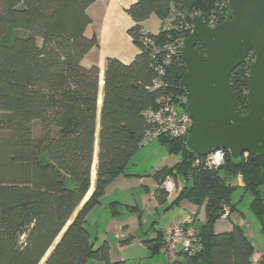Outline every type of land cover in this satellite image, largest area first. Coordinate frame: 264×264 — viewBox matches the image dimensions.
Segmentation results:
<instances>
[{"label":"trees","instance_id":"1","mask_svg":"<svg viewBox=\"0 0 264 264\" xmlns=\"http://www.w3.org/2000/svg\"><path fill=\"white\" fill-rule=\"evenodd\" d=\"M95 1L0 0V264H41L48 253L42 264H125L111 260L107 242L94 248L86 217L142 147L149 129L142 113L157 108L163 97L177 104L185 97L179 89L185 73L181 53L167 61L163 45L188 38L194 16L219 25L227 13V0H136L126 13L133 22L127 34L138 53L129 64L107 58L100 82L97 66L81 64L98 46L94 35H85L91 23L87 9ZM152 15L160 21L156 34L142 27ZM170 17V27H163ZM252 61L250 54L229 77L241 116L249 110ZM158 66L163 86L154 89ZM156 141L178 162L154 174L155 194L168 198L164 180L177 184L180 179L185 183L180 190L175 186L179 193L172 204L204 207L198 227L193 221L180 224L194 227L200 247L191 254L179 251L173 264H254V247L240 226L215 233L213 225L224 209L229 217L236 211L233 182L240 178L264 240V156L245 153L234 164L224 152L222 166L206 169L204 158L187 152L185 139ZM117 205L109 206L114 216ZM164 232L148 244L152 255L162 252ZM256 264H264V258Z\"/></svg>","mask_w":264,"mask_h":264},{"label":"water","instance_id":"2","mask_svg":"<svg viewBox=\"0 0 264 264\" xmlns=\"http://www.w3.org/2000/svg\"><path fill=\"white\" fill-rule=\"evenodd\" d=\"M191 24L181 47L185 73L179 84L187 99L184 111L192 121L185 149L200 158L224 151L234 164L245 153L264 156V0H227L226 17L219 25L209 28L199 15ZM250 54L249 110L241 116L229 77Z\"/></svg>","mask_w":264,"mask_h":264},{"label":"rangeland","instance_id":"3","mask_svg":"<svg viewBox=\"0 0 264 264\" xmlns=\"http://www.w3.org/2000/svg\"><path fill=\"white\" fill-rule=\"evenodd\" d=\"M147 32L158 33L160 21L151 16L145 23ZM102 81V80H101ZM102 86V83L100 84ZM178 157L168 152L167 147L159 141L152 140L132 155L123 173L117 175L105 190L104 196L86 217L85 228L90 235L94 248L107 242L112 261H123L125 264H162L167 262L163 252L152 255L148 244L156 234L170 224H184L193 221L195 227L204 222V207H198L180 201L172 204L177 197L183 180H178L177 190L172 197L162 198L155 194L158 184L154 174L161 168L172 167ZM92 179L91 187L94 186ZM190 184V183H189ZM232 203L236 211L229 218H220L213 225L215 233L231 230L232 225L241 224L255 251L264 252V240L259 232V224L249 211L251 196L241 188V179L237 178ZM88 193L85 201L88 199ZM116 202L118 215L114 216L111 203ZM79 211V208L77 209ZM75 217V216H74ZM73 217V218H74ZM72 218V219H73ZM88 264H100L89 261Z\"/></svg>","mask_w":264,"mask_h":264},{"label":"built area","instance_id":"4","mask_svg":"<svg viewBox=\"0 0 264 264\" xmlns=\"http://www.w3.org/2000/svg\"><path fill=\"white\" fill-rule=\"evenodd\" d=\"M172 22V18H165L162 21L163 27L169 28ZM209 28H214L212 22L205 24ZM192 31V24H191ZM191 34V33H190ZM185 40V39H184ZM183 42L175 40L174 42L163 45L161 49L165 52L166 60L173 56H177L178 52L181 53V47ZM180 50V51H179ZM159 48L155 49V52H159ZM157 78L153 81V88H161L163 83L161 77L164 75V71L161 66L155 69ZM180 104L175 103L169 97H163L158 101V107L154 109H147L142 113L143 118L149 125L143 143L157 140L161 136H168L172 139H185L186 136L192 130V121L187 113L182 108V104L186 106L187 99L182 97ZM224 151H215L204 157V168L206 169H217L224 164L225 156ZM200 161L196 160L194 166H199ZM162 188L168 194L170 198L175 192L176 187L170 178H166L162 184ZM229 210L224 209L223 214L220 218H228ZM200 245L196 239V232L193 226L185 227L180 224L169 225L164 232V247L162 249L163 254L167 258L166 263L162 264H173V261L177 257L178 252H184L191 254L196 251Z\"/></svg>","mask_w":264,"mask_h":264},{"label":"crops","instance_id":"5","mask_svg":"<svg viewBox=\"0 0 264 264\" xmlns=\"http://www.w3.org/2000/svg\"><path fill=\"white\" fill-rule=\"evenodd\" d=\"M135 2L136 0H96L87 9V14L91 23L87 27L85 35L88 38L94 35L98 41V46L92 48L88 52V54L83 58L81 64L85 68L97 66L99 70L100 82L103 80V73L107 58H115L123 64H129L138 53L137 48L132 44V41L127 34V31L132 27L133 22L126 13V10ZM148 19L142 24L145 32L147 31L145 30L144 25ZM101 97L102 86H99L96 131L99 129ZM91 188L93 190V187ZM240 225L241 224H238V226ZM261 258H264V252L260 253L259 251L254 250L252 262L256 264Z\"/></svg>","mask_w":264,"mask_h":264}]
</instances>
